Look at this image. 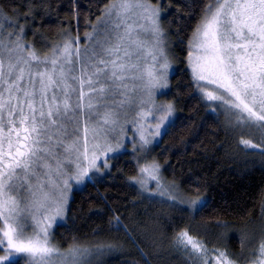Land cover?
<instances>
[{"label": "snow or ice", "instance_id": "obj_1", "mask_svg": "<svg viewBox=\"0 0 264 264\" xmlns=\"http://www.w3.org/2000/svg\"><path fill=\"white\" fill-rule=\"evenodd\" d=\"M104 14L99 29L86 34L98 49L89 58L95 63H83L80 75L71 76L75 70L71 66L72 58L80 56V48L73 47L78 37L54 48L51 57L41 58L31 45L21 42L22 28L8 33L9 39L5 41L3 23L11 25L12 22L0 10V252L4 253L0 255V264H17L15 257L19 254L30 258L29 264H78L77 258L88 251L70 246L66 254L61 253L49 239L50 221L54 216H62L67 204L69 180L80 183L90 171L99 170L97 161L102 156L120 147L119 144L116 148L102 147L96 143L95 126L91 128L93 143L89 146L88 125L75 120V113L84 107L85 95L89 97V110L97 107L92 103L93 96L103 101L109 95L113 98L120 95L122 100L99 106L122 108L129 91H134L127 82L140 80L152 108L147 113L141 111L139 116L143 119L152 115L158 120L153 130L155 135L160 134L161 126L173 115L172 104L156 105L152 100L154 89L167 87V58L159 65L163 71H159L155 67L157 55L153 49H146L144 42L133 39L134 32H150L156 38V51L163 57L158 47L159 9L148 0H112ZM133 16H138L149 27L135 26ZM190 46L191 69L204 98L219 102L217 107L224 110L230 125L264 130V0H207ZM141 51L152 63L141 67ZM134 56L137 62H132ZM69 80L75 82L77 88H73ZM201 81L206 85H200ZM97 84L100 86L96 87ZM85 85L88 93L84 91ZM73 92L77 93L75 106L71 102ZM153 109L158 116L153 114ZM116 115L115 111H105L99 122L115 125ZM68 119L78 125L75 131L82 130V138L70 142L66 139L65 121ZM140 127L142 142L150 143L143 126ZM241 143L246 148H258L249 140H241ZM260 150L264 153V149ZM104 164L107 166V160ZM140 171L154 176L159 166L153 163ZM170 198L176 199L175 196ZM29 227L34 229L31 234L26 231ZM177 244L186 250L190 248L193 253L204 251L201 242L187 231L179 233ZM257 251L264 257V241ZM214 259L216 264H221V260L223 264H231L223 252ZM256 264H264V259L257 260Z\"/></svg>", "mask_w": 264, "mask_h": 264}, {"label": "trees", "instance_id": "obj_2", "mask_svg": "<svg viewBox=\"0 0 264 264\" xmlns=\"http://www.w3.org/2000/svg\"><path fill=\"white\" fill-rule=\"evenodd\" d=\"M149 1L161 8L178 65L169 94L177 119L149 159L160 163L166 180L178 185L183 196L199 203L194 207L145 195L133 181L140 162L128 149L109 159L111 168L103 178L74 192L66 221L54 231L55 242L63 249L76 244L111 246L99 264H216L220 252L231 264H256L263 259L257 249L264 241V153L241 143L240 135L245 134L234 132L224 110L204 98L187 61L207 0ZM111 3L0 0L3 16L12 22L3 23V32L7 36L22 28L25 41L41 54L68 35H77L83 50L90 44L86 34L105 17ZM82 53L71 64L77 72L86 62L79 61ZM183 231L201 242L202 253L177 244ZM16 262L28 264L23 257Z\"/></svg>", "mask_w": 264, "mask_h": 264}, {"label": "rangeland", "instance_id": "obj_3", "mask_svg": "<svg viewBox=\"0 0 264 264\" xmlns=\"http://www.w3.org/2000/svg\"><path fill=\"white\" fill-rule=\"evenodd\" d=\"M148 2L153 7H156L159 9L158 23H159L161 35L159 36L160 43L158 47L162 49L163 54H164L163 57H161L159 55V52L156 51V45L154 44V41L156 38L150 32L144 31V30L139 31L138 33L134 32L133 39H138L144 42L146 49H149V48L153 49V51L157 55V61L155 63V67L159 71H163L162 69H159V65L163 63L165 57L167 58V61L169 64V67L166 73L167 87L154 89L152 100L154 101L156 105H159L161 103L172 104L173 115L169 118L170 122L165 121L164 125L161 126L160 134L155 135L153 130L155 129V126L158 123V120L154 119L152 115H148L143 119L139 116V113L141 111H144L145 113H147L148 110L152 108V104L147 103L148 97L143 88L142 81L140 80H136V81L130 80L127 82L129 85V89H134V91H129L128 100L122 108L120 107H115V108L100 107L99 105H102V104L113 105L114 103H118L119 101L122 100V97L120 95H115L114 98L111 95H109L108 98L103 101L98 100L96 96H93L92 103L94 105H97V107L93 108L92 110H89L87 108L89 97L85 95L82 101L84 107L75 113V120L82 121L88 125L89 133H88L87 139L89 142V146H91V144L93 143L91 128L95 126L97 129V139L95 141L96 143H99L102 147L104 145H111L113 148H116L117 144H119L120 147L116 149L115 151L107 152L106 156H102L100 160L97 161V167L99 170L97 171L93 169L92 171H90L88 177H85L83 181H81L80 183H76L74 180H69V184L71 187H70V191H68L67 193V204L63 210V214L62 216H54V218L50 221L51 227L49 228L50 243L54 247L58 248L61 253L66 254L69 248L63 249L57 245V243L55 242L54 231L59 225L64 224V222L66 221L67 216H68V209L72 202L74 192L78 189L83 188L88 181L95 180L96 177L103 178L107 174V171L110 170L111 168L109 159L111 160L113 156L117 155V153L126 151L128 149L131 150V152L134 154L136 163L140 162L139 171L137 174L138 176L134 178L133 181L136 184V186H138L145 195L150 196V197H159L161 199H166L171 202H174L175 200L176 201L177 200L188 201L184 203H187L188 205H191L194 207H196V205L199 203V200H192V199H188L187 197L183 196L178 185H176L175 183L171 184L166 180V178L164 177V174H162L163 171H162V166L160 165V163L152 157L151 159H149L151 150L161 142V137L168 130V128L172 125V123L177 119L178 109H177V106L174 100L169 99V96H170L169 94H170V89H171L170 79H171V76L175 74V72L177 71L178 65H177V61L175 60L173 50H171L170 39L168 38L166 28L164 27L161 8L157 4L155 5L152 4L149 0ZM98 22L95 23L92 26V28L89 30L90 34L94 33V29H99ZM133 22H135V26L137 27H140L142 25L143 29H147L149 27L147 23L140 21L138 16H133ZM19 30L20 29L14 28L11 33H16ZM23 36L24 34L22 35L21 42L24 43L25 45H29L25 41ZM77 37H78V40L73 42V47L78 46L80 48V52L83 51L82 56L80 57L79 61H82V62L86 61L84 63H88L87 60L93 56L94 51H98V49H95L94 42L92 40H90V44L88 45V47H85L83 50H81V45L79 42L81 41L82 38L77 35L75 37L68 35L67 38L63 42L59 43L57 46L62 47L65 42L73 41V38H77ZM4 39L7 42V40L9 39L8 35L7 36L4 35ZM32 49L36 51L37 55L43 58L45 56L51 57L54 48L48 52H45V54H41L39 51H37L33 47ZM129 50L133 52L136 51L135 48H130ZM189 50L190 51L187 56V61L189 63L190 72H192L191 63L189 60V56L192 53L191 46ZM140 55L141 57H143V59L139 61L141 67H143L145 63H149V64L152 63L151 58L149 56H146L144 51H141ZM75 57L76 56H73L72 63L74 62ZM132 62H137L135 56L133 57ZM90 63H95V61L90 60ZM79 65L80 64H78V66ZM74 69L75 70L72 71L71 74H74L75 76L80 75V72H77L75 65H74ZM159 71L157 74H159ZM89 72H91V68H89ZM100 79L103 82L104 78L101 77ZM68 82L69 84L72 85L73 88H77V84L75 82H73L72 80H69ZM199 83L202 86L206 85V82L204 81H201ZM99 86H100L99 84L96 85V87H99ZM105 87H107L106 84H105ZM207 87L212 88L214 86L207 85ZM84 91L85 93H88L89 89L87 85L84 86ZM76 101H77V93L73 92L71 93V102L73 103L74 106L76 104ZM141 101H145V103L142 104ZM210 102L214 103V105L219 104L218 101H210ZM105 111H115L117 113L115 117V119L117 120V123L115 125H104L102 122H99L102 120V114ZM153 114L156 116L159 115L158 112H155V109H153ZM72 115L73 114L70 113L69 117H71ZM65 123L68 128V136L66 139L69 142L74 138H82L83 136L82 130L81 131L74 130L78 127L77 124L73 123L71 119L66 120ZM141 125L143 126V132H144L145 137H147L151 141L148 144H144L141 140V127H140ZM79 127L82 129L83 124L79 125ZM236 129L239 130L238 132H240V134H245V135H240V137L243 138L242 140H249L251 141L252 144L258 145V148H253V149H259V150L264 149V130H258L256 128L245 129V128L234 127L233 131L237 132ZM57 152L63 155L61 149L57 148ZM105 160H107V166H105L104 164ZM153 163L159 166V171L154 176L150 175L147 172L142 173L140 171L141 168L147 167ZM68 172L69 174L72 173V169L70 167L68 168ZM161 192H166L167 194L162 196L160 195ZM21 196H23V192H21ZM170 196H175L176 199L173 200L170 198ZM191 201H197L198 203H196L195 205H192L190 203ZM33 230H34L33 227H29L26 229L28 234H31ZM73 247H80L82 249L88 250L83 256H80L77 258L78 264H99L103 260H105L107 256H109L110 251H111V246L108 247L103 244L101 245L98 244V246L91 245V244H87V246L76 244ZM97 249H99V251ZM3 254H4L3 252H0V255H3ZM21 257L25 258L27 260V263L29 264L30 258H28L25 254L17 255L15 257V260Z\"/></svg>", "mask_w": 264, "mask_h": 264}]
</instances>
